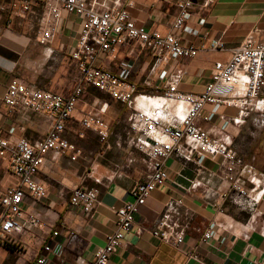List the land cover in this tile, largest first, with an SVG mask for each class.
<instances>
[{
    "label": "crops",
    "instance_id": "crops-1",
    "mask_svg": "<svg viewBox=\"0 0 264 264\" xmlns=\"http://www.w3.org/2000/svg\"><path fill=\"white\" fill-rule=\"evenodd\" d=\"M181 1L133 0L128 11L136 24L172 32L183 44L198 48L197 55L156 57L148 48L130 41L118 47L114 58L103 60L105 67L137 84L136 94L130 103L122 104L100 92L112 103L101 101L97 108L86 100L93 88L84 87L65 130V137L80 153L75 160L67 152L49 150L45 154L37 177L46 194L40 200L24 199L19 219L23 228L0 244V264H38L45 242L52 248L46 254V264L92 260L95 250L116 228V209L130 199L133 184L150 173L147 156L136 148L135 137L128 130L133 112L144 110L164 122L178 120L186 107L163 98L168 83H176L182 91L199 92L208 82L216 60H227L231 50L245 39H264V0H217L208 6L202 0H192L185 26L197 30L196 35L171 28ZM113 2L106 0L108 5ZM23 6L21 0H0V135L11 142L43 138L50 120L30 110L9 109L2 95L10 81L18 79L63 96H69L77 85V70L69 50L75 43L81 18L62 12L58 32L46 44H40V1L31 2L27 9ZM209 38L223 41L225 50L207 49ZM260 97L264 102V87ZM89 112L104 119L111 129V138L101 150H96L92 139L95 132L80 125L81 118ZM205 112L209 119L199 120L198 126L231 148L253 170L250 177L244 176L248 180V198L228 192L222 158L190 152L189 142L182 140L183 152L171 155L165 162L166 182L156 187L135 213L131 230L106 264H264V111L206 105ZM106 116L123 118L125 127H111ZM81 127L85 129L83 133L79 132ZM17 182L7 158L0 157V190ZM76 186L99 190L89 214L69 206L70 192ZM224 193L229 198H224ZM163 214L182 233L184 243L180 248L152 235L156 220ZM29 217L38 218L40 225L28 227ZM208 228L212 230L211 237L202 241ZM56 230L58 234L53 236ZM190 250L196 252L197 259L187 257Z\"/></svg>",
    "mask_w": 264,
    "mask_h": 264
},
{
    "label": "built area",
    "instance_id": "built-area-1",
    "mask_svg": "<svg viewBox=\"0 0 264 264\" xmlns=\"http://www.w3.org/2000/svg\"><path fill=\"white\" fill-rule=\"evenodd\" d=\"M21 1L23 8L27 9L35 0ZM38 1L42 7L37 26V40L40 44H46L58 32L62 12L81 18L75 43L69 50L70 59L77 70V85L69 96L18 79L10 81L5 88L2 101L9 109L30 110L49 118L50 123L45 136L33 142L26 138L11 142L0 135V157L7 158L10 171L18 179L16 184L0 190V244L8 242L13 232L23 228L19 219L23 214L24 199L44 198L46 189L38 180L37 173L45 154L49 150L67 152L70 153L71 160L79 155L77 146L65 137V130L67 121L82 97L84 87L98 90L122 104L130 103L136 94L137 84L105 67L104 59L114 58L118 47L130 41L139 43L154 56L161 58H193L198 52V48L192 44H183L172 32L162 33L136 24L128 11L133 6V0H114L112 5H108L106 0ZM216 1L202 0L206 6ZM191 5L192 0L177 3L178 12L171 23L173 30H183L192 35L198 33L185 26L190 17ZM203 22L201 20L200 24ZM205 47L213 51H224L225 43L217 38H209ZM263 87L264 39L248 38L231 50L227 60H216L213 63L210 78L201 91H182L176 83H168L163 98L186 107L178 120L164 122L158 115L135 110L128 130L135 137L136 148L147 156L150 173L146 179L133 184L129 191L130 199L116 209V228L106 236L104 245L95 250L92 260H81L79 264H106L110 255L121 247L125 234L134 224L135 213L150 193L166 182L168 172L165 162L171 155L183 152L182 140L189 142L190 152L222 158L228 192L235 193L241 199L248 198V180L244 176L250 177L253 174L252 168L231 148L201 129L198 121L209 119L205 112L206 105L264 111V102L260 97ZM80 125L94 131L101 141L107 140L109 126L96 113H86L81 118ZM98 194L96 187L76 186L70 192L69 206L89 214L97 202ZM223 197L229 198L228 193H224ZM39 225L38 218H28V227ZM211 232V228L204 231L202 241L208 240ZM151 233L176 248L184 243L182 233L176 231L175 224L164 214L156 220ZM57 234V230L52 232L53 236ZM51 249L50 244L45 242L37 258L38 264L48 263L46 254ZM186 255L189 259L198 258L192 250L187 251Z\"/></svg>",
    "mask_w": 264,
    "mask_h": 264
},
{
    "label": "rangeland",
    "instance_id": "rangeland-1",
    "mask_svg": "<svg viewBox=\"0 0 264 264\" xmlns=\"http://www.w3.org/2000/svg\"><path fill=\"white\" fill-rule=\"evenodd\" d=\"M86 100L91 102V105H94L95 107H99L101 104V101H106L109 105L112 103V101L107 97L104 96L103 94H101L100 92L96 91V90H89V94L86 95ZM106 120L110 121L111 127H116L119 128V126L125 127V123L123 122V118H121L120 120H113V118L111 116H106L105 118ZM104 120V119H103ZM105 121V120H104ZM106 122V121H105ZM107 123V122H106ZM108 124V123H107ZM109 126V124H108ZM85 130V129H84ZM83 128H79V132L83 133ZM111 131V129H109V132ZM96 134V133H95ZM109 133H108V137L106 141H101L98 137V135L96 134V136L94 135L92 137L93 141L95 142L96 145V150H101L103 148V146L106 145V142L108 141V139L110 140L111 137H109ZM114 155V154H113ZM116 156L119 155V153L115 154Z\"/></svg>",
    "mask_w": 264,
    "mask_h": 264
}]
</instances>
